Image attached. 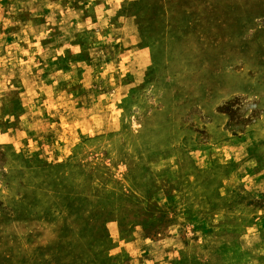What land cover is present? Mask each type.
Wrapping results in <instances>:
<instances>
[{"label":"rangeland","instance_id":"obj_1","mask_svg":"<svg viewBox=\"0 0 264 264\" xmlns=\"http://www.w3.org/2000/svg\"><path fill=\"white\" fill-rule=\"evenodd\" d=\"M0 264H264V0H0Z\"/></svg>","mask_w":264,"mask_h":264}]
</instances>
